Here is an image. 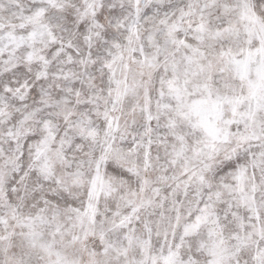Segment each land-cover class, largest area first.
<instances>
[{
  "label": "snow or ice",
  "instance_id": "1",
  "mask_svg": "<svg viewBox=\"0 0 264 264\" xmlns=\"http://www.w3.org/2000/svg\"><path fill=\"white\" fill-rule=\"evenodd\" d=\"M0 264H264V0H0Z\"/></svg>",
  "mask_w": 264,
  "mask_h": 264
}]
</instances>
